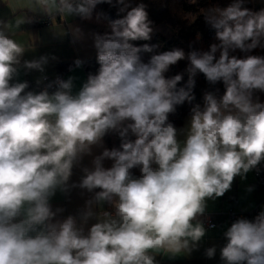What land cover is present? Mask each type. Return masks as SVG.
Wrapping results in <instances>:
<instances>
[{
    "label": "clouds",
    "instance_id": "9594fccd",
    "mask_svg": "<svg viewBox=\"0 0 264 264\" xmlns=\"http://www.w3.org/2000/svg\"><path fill=\"white\" fill-rule=\"evenodd\" d=\"M246 2L200 9L215 30L208 50L157 52L158 44L134 43L154 33L143 2L28 0L30 11L60 21L91 20L101 4L117 10L115 19L96 13L110 31L91 34L98 68L78 91L75 76L49 80L55 56L24 59L32 45L16 32L33 19H0V264H159L157 255L198 250L208 201L264 162V101L256 95L264 93V55L251 54L264 49V8ZM71 32L73 43L83 38L78 26ZM183 60L184 72L166 76ZM83 64L76 59L68 70ZM33 72L39 90L20 79ZM198 74L222 83L223 93L206 91L193 104ZM186 102L187 125L177 129L169 117ZM109 133L118 147H104ZM86 156L91 167L82 166ZM76 167L83 175L70 183ZM75 188L91 195L77 215L61 219L64 209L51 200ZM223 239L222 264H264V209L235 219ZM204 254L215 258L217 247Z\"/></svg>",
    "mask_w": 264,
    "mask_h": 264
},
{
    "label": "crops",
    "instance_id": "0c3cea01",
    "mask_svg": "<svg viewBox=\"0 0 264 264\" xmlns=\"http://www.w3.org/2000/svg\"><path fill=\"white\" fill-rule=\"evenodd\" d=\"M28 0H0V19L15 20L17 17H28L33 19L31 24H24L16 32V39L25 45H32V48L24 54V59L31 60L38 58L41 55L55 56L56 59L50 61L46 68L48 77L55 78L57 75L64 79L68 76H75L74 91H78L82 83L87 78L85 64L96 59V51L92 46L91 34L104 33L110 31L108 22L105 19H96V10L93 13L91 20H82L79 17H69L67 21H60L59 18L48 17L40 13L30 11L28 9ZM49 19V24H42L41 20ZM79 27L83 32V38L73 43L71 29ZM64 34H59L60 31ZM76 59H81L84 64L81 68L70 72L68 69L73 65ZM39 73L33 72L28 75H21V80L34 81L39 76ZM188 116L183 118L179 123H173L177 129L186 127ZM134 139V137H133ZM183 139V136H180ZM120 139L115 133H109L104 138V147H118ZM101 148H94L93 154H99ZM92 157L86 156L82 162V166L91 167ZM111 161H105V167H110ZM136 175H139L138 169L133 170ZM83 175L81 167L73 169L71 182H78ZM252 187L251 192L248 188ZM90 193L82 192L75 188L68 193L57 191L52 198L51 204L53 208H63L61 219L69 214L77 215L84 207L85 200L90 197ZM260 194L253 182L252 174L249 172L246 178L241 179L237 176L234 179L231 190L226 192L224 196L215 201H208L205 215L200 219L205 222L206 216H209L215 223L214 228L207 229L206 235L199 244L198 250H194L191 255H180L174 259H170L165 255H157L156 259L159 264H222L219 258V248L223 245V232L229 226L226 220L225 213L227 210L234 212L251 211L259 202ZM90 221L89 223H93ZM205 225V223H204ZM215 245L217 247L216 257L209 259L205 256V249Z\"/></svg>",
    "mask_w": 264,
    "mask_h": 264
},
{
    "label": "trees",
    "instance_id": "16d2710c",
    "mask_svg": "<svg viewBox=\"0 0 264 264\" xmlns=\"http://www.w3.org/2000/svg\"><path fill=\"white\" fill-rule=\"evenodd\" d=\"M218 0H197L196 4H191L189 0H132L133 6L137 3L143 2L147 5V11L149 13V19L153 21V27H157L161 24H165L171 31V35L168 37L161 36L160 34L153 33L150 41H136L137 45L143 43L158 44L159 48L157 52L171 50L173 48H182L185 52L191 49L202 50V47H208L217 42L215 40V30L211 29L208 25L200 28L199 34L191 33L188 28V18L199 17L201 15L200 9L208 6L209 3H214ZM253 11H258L264 8V5L260 8H256L252 5H247ZM96 13L103 12L109 14L111 19L117 18L116 9L109 7L107 4L98 5L95 9ZM234 55L243 56L239 50L232 53ZM253 55H264V49L257 48L251 53ZM151 54H144L143 59L145 62L149 59ZM188 62L186 60L179 61L176 65L172 66L166 76L171 77L175 74L184 72ZM98 68L96 59L89 61L85 64V70L88 75L89 72H95ZM187 80V74L185 73L184 81ZM183 83V82H182ZM219 89V94L224 91L222 83H218L215 86L209 85L204 78L203 74H198L196 77V85L194 88L195 103H203V94L206 91H215ZM261 101H264V93H257ZM192 105L187 102L177 107L175 114L170 115L169 120L172 123H179L183 118L189 116V111Z\"/></svg>",
    "mask_w": 264,
    "mask_h": 264
},
{
    "label": "built area",
    "instance_id": "2783aa9c",
    "mask_svg": "<svg viewBox=\"0 0 264 264\" xmlns=\"http://www.w3.org/2000/svg\"><path fill=\"white\" fill-rule=\"evenodd\" d=\"M41 23L49 24L50 22H49V19H44V20H41ZM52 79L54 78L49 77V80H52ZM29 83H30V89L39 90L36 87V84L34 81H29ZM259 169H260L259 172H257L256 170L251 171L253 182L260 194V199H259L258 204L251 211H248V212H242V211L234 212L230 209L227 210L225 213V216H226V220L229 226L235 219L241 216L246 217L248 219H253L255 215L258 214L259 211L264 209V162H262L259 165ZM204 223H205L206 228H209V229L214 228L213 225H215V223L209 216H206Z\"/></svg>",
    "mask_w": 264,
    "mask_h": 264
},
{
    "label": "rangeland",
    "instance_id": "374dc122",
    "mask_svg": "<svg viewBox=\"0 0 264 264\" xmlns=\"http://www.w3.org/2000/svg\"><path fill=\"white\" fill-rule=\"evenodd\" d=\"M229 3H231V0H218L214 3H209L207 7H209L210 5H214V4H219L221 7H224V6H227ZM248 4L256 8H260V6L264 5V0H247L245 6H247ZM187 20H188V25H189L188 30L191 33L196 34V35L199 34L200 28L207 25L204 21V16L202 13L199 17L188 18ZM154 33L160 34L161 36H164V37L165 36L168 37L171 35L170 29L165 24H161L155 27ZM202 50H208V47L204 46L202 47Z\"/></svg>",
    "mask_w": 264,
    "mask_h": 264
},
{
    "label": "water",
    "instance_id": "95a60500",
    "mask_svg": "<svg viewBox=\"0 0 264 264\" xmlns=\"http://www.w3.org/2000/svg\"><path fill=\"white\" fill-rule=\"evenodd\" d=\"M107 16H108L109 18H111V17L109 16V14H107Z\"/></svg>",
    "mask_w": 264,
    "mask_h": 264
}]
</instances>
